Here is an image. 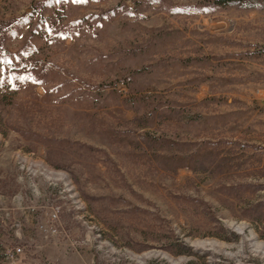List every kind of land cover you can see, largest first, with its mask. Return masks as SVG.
Listing matches in <instances>:
<instances>
[{
	"label": "rangeland",
	"instance_id": "obj_1",
	"mask_svg": "<svg viewBox=\"0 0 264 264\" xmlns=\"http://www.w3.org/2000/svg\"><path fill=\"white\" fill-rule=\"evenodd\" d=\"M0 264H264V0H0Z\"/></svg>",
	"mask_w": 264,
	"mask_h": 264
},
{
	"label": "trees",
	"instance_id": "obj_2",
	"mask_svg": "<svg viewBox=\"0 0 264 264\" xmlns=\"http://www.w3.org/2000/svg\"><path fill=\"white\" fill-rule=\"evenodd\" d=\"M242 0H216L218 4H224V3H238L241 2Z\"/></svg>",
	"mask_w": 264,
	"mask_h": 264
},
{
	"label": "built area",
	"instance_id": "obj_3",
	"mask_svg": "<svg viewBox=\"0 0 264 264\" xmlns=\"http://www.w3.org/2000/svg\"><path fill=\"white\" fill-rule=\"evenodd\" d=\"M21 251V249H20V247H16V249H15V252H20Z\"/></svg>",
	"mask_w": 264,
	"mask_h": 264
},
{
	"label": "snow or ice",
	"instance_id": "obj_4",
	"mask_svg": "<svg viewBox=\"0 0 264 264\" xmlns=\"http://www.w3.org/2000/svg\"><path fill=\"white\" fill-rule=\"evenodd\" d=\"M75 2H82V0H75ZM21 79H26L25 77H21Z\"/></svg>",
	"mask_w": 264,
	"mask_h": 264
}]
</instances>
